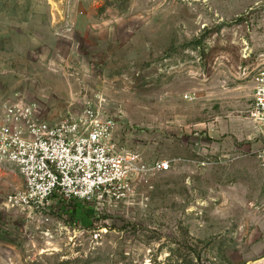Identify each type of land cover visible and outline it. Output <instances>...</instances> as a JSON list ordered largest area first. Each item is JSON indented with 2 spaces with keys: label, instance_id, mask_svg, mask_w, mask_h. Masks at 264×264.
<instances>
[{
  "label": "rangeland",
  "instance_id": "obj_1",
  "mask_svg": "<svg viewBox=\"0 0 264 264\" xmlns=\"http://www.w3.org/2000/svg\"><path fill=\"white\" fill-rule=\"evenodd\" d=\"M263 70L264 0H0V101L100 110L147 167L36 212L0 166V264H264Z\"/></svg>",
  "mask_w": 264,
  "mask_h": 264
},
{
  "label": "built area",
  "instance_id": "obj_2",
  "mask_svg": "<svg viewBox=\"0 0 264 264\" xmlns=\"http://www.w3.org/2000/svg\"><path fill=\"white\" fill-rule=\"evenodd\" d=\"M252 119L264 127V70L253 80ZM116 145V125L101 111L71 115L65 121L42 120L38 104L22 94L0 101V166L24 182L10 197L14 206L41 211L51 200L85 202L101 191L123 185L135 172L136 159ZM264 171V151L259 155ZM147 172L146 165H138ZM168 163L154 171L165 172Z\"/></svg>",
  "mask_w": 264,
  "mask_h": 264
}]
</instances>
